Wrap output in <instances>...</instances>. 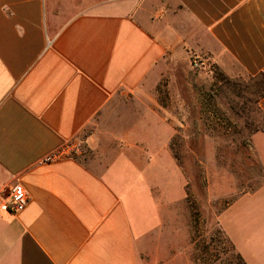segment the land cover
<instances>
[{
  "label": "crops",
  "instance_id": "crops-1",
  "mask_svg": "<svg viewBox=\"0 0 264 264\" xmlns=\"http://www.w3.org/2000/svg\"><path fill=\"white\" fill-rule=\"evenodd\" d=\"M188 49L264 72V0H0V264H195L155 181L167 157L191 203L154 96L163 60ZM74 138L81 155L46 160ZM17 182L30 201L14 212ZM263 190L230 192L217 215L246 264H264Z\"/></svg>",
  "mask_w": 264,
  "mask_h": 264
},
{
  "label": "rangeland",
  "instance_id": "rangeland-1",
  "mask_svg": "<svg viewBox=\"0 0 264 264\" xmlns=\"http://www.w3.org/2000/svg\"><path fill=\"white\" fill-rule=\"evenodd\" d=\"M161 65L164 71L154 96L174 114L171 122L177 132L170 148L185 169L186 183L191 182V203L176 201L183 192V178L174 173L167 157H162V172L155 181L167 189L173 209L181 208L176 219L186 223L191 238L199 242L195 264H245L217 215L232 197L227 196L230 192L252 191L264 184V120L253 114L255 120L247 122L245 114L232 107L241 98L218 82L216 63L208 54L182 50L168 55ZM208 179L217 200L209 196Z\"/></svg>",
  "mask_w": 264,
  "mask_h": 264
},
{
  "label": "trees",
  "instance_id": "trees-1",
  "mask_svg": "<svg viewBox=\"0 0 264 264\" xmlns=\"http://www.w3.org/2000/svg\"><path fill=\"white\" fill-rule=\"evenodd\" d=\"M214 71L218 82L226 85L237 97L241 98V102H234L231 105L239 113L242 111L245 114L247 122L250 120L253 122L259 115L264 120V111L259 105V101L264 97V72L256 75L245 74L230 77L217 64L214 66ZM253 114H255V118L252 116ZM175 158L177 159L176 155Z\"/></svg>",
  "mask_w": 264,
  "mask_h": 264
},
{
  "label": "built area",
  "instance_id": "built-area-1",
  "mask_svg": "<svg viewBox=\"0 0 264 264\" xmlns=\"http://www.w3.org/2000/svg\"><path fill=\"white\" fill-rule=\"evenodd\" d=\"M84 143L81 139L74 138L64 142L57 150L47 156L46 160H57L65 157H76L84 152ZM30 201V194L24 184L15 183L9 194V201L5 207H10L14 212L25 209Z\"/></svg>",
  "mask_w": 264,
  "mask_h": 264
}]
</instances>
